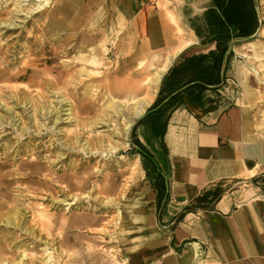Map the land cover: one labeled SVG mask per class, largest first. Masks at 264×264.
I'll list each match as a JSON object with an SVG mask.
<instances>
[{
    "label": "rangeland",
    "instance_id": "rangeland-1",
    "mask_svg": "<svg viewBox=\"0 0 264 264\" xmlns=\"http://www.w3.org/2000/svg\"><path fill=\"white\" fill-rule=\"evenodd\" d=\"M45 2L38 8L42 0H0V163H8L0 168V174L12 178L31 172L28 180L11 184L17 206L1 198L0 264H170L167 252L160 255L154 247L147 246L156 233L170 235L171 227L161 225L168 197L162 200L161 218L158 209L149 210L156 230L151 234L140 232L132 218L120 224L119 207L104 202L109 197L118 199L123 185L130 187L140 178L156 196L155 188L162 180L152 161L133 142L135 136L141 139L142 123H137L146 120L158 89L144 114L135 119L128 136L123 135V127L131 117L125 106L148 95L147 82L153 68L161 65L158 57L142 54L146 45L137 49L141 43L132 38L128 19L125 18V30L118 24L121 12H96L100 9L97 0ZM253 2L257 28L251 36L231 41L232 72L237 78L235 90L241 93L242 88L243 105L264 138V55L257 57L252 46L257 43L264 53V0ZM161 7L170 10L169 4ZM174 17L180 41L198 42L199 37L188 33L175 13ZM6 20L14 23L7 26L2 23ZM55 21H61L63 26L60 33L65 38L64 49H55L58 45L53 38L55 31L51 30ZM190 24L194 30L196 26L201 30L206 27L202 15L190 18ZM55 51L62 52L57 61L40 60L45 55L53 57ZM91 52L96 57L94 63L79 60ZM43 75L59 85L32 84ZM22 161L34 164L28 166ZM138 161L140 176L136 177ZM86 179L84 187L58 192ZM115 183L117 190L109 192V186ZM247 183L249 186L237 183L235 187L256 188V192L264 193V173ZM159 197L160 192L152 203L159 202ZM47 217L51 219L50 226L44 228L41 220ZM138 245L145 247L139 249ZM176 251L183 253L182 247H176ZM201 253L188 264H213L204 259L203 248Z\"/></svg>",
    "mask_w": 264,
    "mask_h": 264
},
{
    "label": "crops",
    "instance_id": "crops-1",
    "mask_svg": "<svg viewBox=\"0 0 264 264\" xmlns=\"http://www.w3.org/2000/svg\"><path fill=\"white\" fill-rule=\"evenodd\" d=\"M97 1L100 9L96 12H121L119 26L125 30L128 19L132 38L141 43L137 49L146 45L142 54L158 57L161 64L153 68L147 82L151 103L158 91L140 125V140L153 154L156 170L164 178L168 199L161 225L171 227V231L170 235L157 236L149 210L158 209V201L152 200L158 198L159 187L155 188L156 196L152 195L140 178L137 183L148 196L144 203L148 215L142 226L149 224L143 229L137 226L144 234H151L153 229L156 233L147 246L160 255L167 252L170 264H188L202 254V248L204 259L213 264H264V193L256 192V188L235 187L237 183L247 185L264 173V138L243 105L242 88L241 93L235 90L233 59L228 65L227 55L220 62L219 56L210 54L216 49V41H208L211 45L206 49H192L204 41L192 28L190 18L203 16L213 6L212 0ZM163 4H169L170 10L161 7ZM174 13L188 33L199 37L198 42L180 41ZM193 55L199 56L186 61ZM168 56L170 63L160 82L151 87L155 71ZM217 188L222 189V195L213 208L186 212L178 220L198 196ZM176 247H182L183 253L179 254Z\"/></svg>",
    "mask_w": 264,
    "mask_h": 264
},
{
    "label": "bare ground",
    "instance_id": "bare-ground-1",
    "mask_svg": "<svg viewBox=\"0 0 264 264\" xmlns=\"http://www.w3.org/2000/svg\"><path fill=\"white\" fill-rule=\"evenodd\" d=\"M46 5V2H45V0H42V3H41V5H39L38 6V8H42V7H44ZM18 7H21L20 6V3H19V5H18ZM20 13V12H19ZM78 14V13H77ZM11 15V14H10ZM1 16V15H0ZM76 17H78V16H76ZM13 19V18H12ZM75 19V18H74ZM118 21H122V20H118ZM56 22H58V24H57V31H56V27H54L55 26V23ZM71 22V21H70ZM3 24L5 23V25H7V26H10V25H12L13 23H14V21L13 20H10V21H3L2 22ZM55 23H54V25H53V27L51 28V30L53 29V31H55V33H54V37L53 38H55V42L57 43V45L58 46H56L55 47V49L57 50V49H59V48H61V49H64V40H65V38H63V35H61V31H60V28L61 27H63L62 25H61V21H55ZM70 24V23H69ZM123 30V29H122ZM92 31V30H91ZM105 31V30H104ZM101 34V33H100ZM95 35V34H94ZM99 35V34H98ZM37 38V37H36ZM111 38V37H110ZM122 40V39H121ZM89 41V40H88ZM95 42V41H94ZM123 43V42H122ZM253 45V48H254V51H255V55L257 56V57H261V56H263L264 55V53H262L261 52V50H262V48H261V46L260 45H258L257 43H252ZM82 46H84V45H82ZM89 47V46H88ZM87 47V48H88ZM97 50V49H96ZM95 50V51H96ZM93 51V50H92ZM98 51V50H97ZM106 52V51H105ZM62 52H57V51H55L53 54H54V56L53 57H51V58H48V56L47 55H45L43 58H40V60H47V61H49V60H52V61H57L58 60V56L61 54ZM93 54H94V52H93ZM101 54V53H100ZM105 54V53H104ZM98 55V54H97ZM51 56V55H50ZM101 56V55H100ZM61 57V56H60ZM82 57V56H81ZM169 58H165L166 59V61L164 62V64H163V66H161L159 69H157L156 71H155V74H154V77L152 78V80H151V87L152 86H154V85H156V84H158L159 82H160V79H161V77H162V75H163V73L166 71V69H167V67H168V65H169V63H170V59H171V56H168ZM95 56L94 55H92V52H91V54L90 55H88L87 57H85V58H79V60H82V61H84V62H88V63H94L95 62ZM173 59V58H172ZM174 60V59H173ZM74 63H76V62H74ZM97 63V62H96ZM89 65V64H88ZM88 65H87V67H88ZM65 66V65H64ZM64 68V67H63ZM55 70L56 71H58L59 70V66L58 65H56L55 66ZM81 72H83V71H81ZM33 73H35V72H33ZM3 76V73L2 72H0V78ZM7 76V75H6ZM88 76V75H87ZM90 77V76H89ZM17 78H25V76H19V77H17ZM3 79V78H2ZM55 79V78H54ZM7 80V79H6ZM56 80V79H55ZM57 81V80H56ZM33 83L32 84H38V85H43V83H54L55 81H51V79H48V78H45V76L43 75V76H41V79H38V80H33L32 81ZM56 83V82H55ZM56 84H58V83H56ZM59 85V84H58ZM61 85V84H60ZM30 88V87H29ZM57 89V88H56ZM58 90H59V88H58ZM57 91V90H56ZM147 94V93H146ZM148 94H149V92H148ZM6 95V94H5ZM28 96V95H27ZM44 96V95H43ZM148 96V95H147ZM147 96H142V97H138V98H133L134 100H132V105H129V106H131V107H126L125 106V109H127L128 111H129V115H131V117H130V119H129V121H127V123L124 125V127H123V135H124V137H127L128 136V133H129V131H130V129L132 128V126H133V124L135 123V119H137V118H139V117H141L143 114H144V112H145V110L147 109V107L150 105V103H151V100H150V97H147ZM29 97V96H28ZM10 98V97H9ZM42 98V97H41ZM12 100V99H11ZM18 100V99H17ZM24 102V101H23ZM7 103V102H6ZM30 103V102H29ZM40 104H42V103H40ZM27 105V104H26ZM25 105V106H26ZM43 105V104H42ZM9 106V105H8ZM2 107V106H1ZM44 108L43 107H41V110L43 111V112H45V110H43ZM68 111V110H67ZM47 114V113H46ZM73 115V114H72ZM69 116H71V115H69ZM36 117V116H35ZM45 117V116H44ZM74 118V117H73ZM23 119V118H22ZM57 119V118H56ZM38 120H40V119H38ZM0 121H1V119H0ZM9 121V120H8ZM57 121V120H56ZM1 123V122H0ZM9 123V122H8ZM8 125V124H7ZM25 128V127H24ZM26 128H27V126H26ZM28 129V128H27ZM2 130V129H1ZM39 131V130H38ZM42 132V131H41ZM18 133V132H17ZM8 143V142H7ZM113 148V147H112ZM83 149L84 150H86V148L85 147H83ZM4 155V154H3ZM33 158V157H32ZM31 159V158H30ZM2 160H4V159H2ZM21 163H23L24 165H28V166H32L33 164H34V162H31V161H22ZM8 163L7 162H5V163H0V168H3L4 166H6ZM137 164H138V168L135 170V175H136V177H138V176H140V169H139V161L137 162ZM17 167V166H16ZM29 169V168H28ZM19 170V169H18ZM76 173V172H75ZM43 174V173H42ZM45 175V174H44ZM48 176V175H47ZM31 177V172H27V173H21V176H14V177H12V178H9V175L7 176L6 174H0V203L4 200V198H6V199H9L10 201H12V202H14L15 203V196L13 197V195H12V190H14V187H13V189H12V187H11V184L12 183H15V182H23V181H26V180H28L29 178ZM43 177V176H42ZM51 177V176H50ZM54 179V178H53ZM52 179V180H53ZM63 179V178H62ZM64 180V179H63ZM87 180L88 179H86V182H80V183H78L77 182V184H76V182L75 183H73V184H71V185H67L64 189L63 188H60L59 189V193H61V194H64L65 192H70L71 190H73V188H77V187H84V186H86L88 183H87ZM140 179H137V180H134V181H132V184H131V186L129 187H127V186H124L123 185V188H122V190H121V193H120V196H119V198L118 199H114L113 197H109V198H106V200L104 201L105 202V204L106 205H110V204H113L114 203V205H117L119 208H118V214H119V216H120V219L118 220L119 221V223L121 224H124V220H125V218H132V220L136 223V225H140V226H142V224L145 222V220H146V217H147V215H148V212H147V209L144 207V203L148 200V196H147V191H146V189L144 188V187H142L140 184H138L137 182L139 181ZM40 181H44L45 182V179H43V178H41V180ZM52 182H54V181H52ZM61 182V181H60ZM65 182V181H64ZM21 184V183H20ZM24 187V186H23ZM39 188V187H38ZM44 188V187H43ZM117 184L115 183V184H113V185H111V186H109V188H108V190H109V192H115V190H117ZM28 190H30V189H28ZM35 190V189H34ZM37 191V190H36ZM43 191V190H42ZM52 191H54V190H52ZM2 192H4V193H2ZM17 192V191H16ZM15 192V193H16ZM21 193V192H20ZM28 193V192H27ZM58 193V194H59ZM34 194V193H33ZM15 195V194H14ZM19 195V194H18ZM32 195V194H31ZM17 196V195H16ZM20 196V195H19ZM28 197V196H27ZM1 198L3 199V200H1ZM20 200V199H19ZM18 200V201H19ZM25 201V200H24ZM28 201V200H27ZM8 202V201H7ZM21 202V201H20ZM23 202V201H22ZM26 202V201H25ZM3 203H5V202H3ZM9 203V202H8ZM17 203H15L14 204V206H17L16 205ZM74 205L75 203L74 202H70L69 203V205ZM10 205V204H9ZM5 208V207H4ZM15 209H16V211H15V214H17V207H15ZM31 209V208H30ZM94 211L95 212H97V209H94ZM20 215H22L21 213H20ZM45 215V214H44ZM47 216V215H46ZM45 216V217H46ZM8 217V216H7ZM48 217H49V215H48ZM47 217V218H48ZM3 221V220H2ZM50 221H51V219L50 218H48V219H42L41 220V224L43 225V227L44 228H46V227H48V226H50ZM63 221H64V219H63ZM76 221V220H75ZM78 221V220H77ZM76 221V222H77ZM98 221V217H97V220H93L92 222L93 223H95V222H97ZM75 222V223H76ZM81 222V221H80ZM119 233V232H118ZM9 234V233H8ZM113 234H115V233H113ZM121 234V233H120ZM119 238V237H118ZM37 239V238H36ZM43 240V239H42ZM35 243V242H34ZM46 248V247H45ZM25 255V254H24ZM25 256H27V255H25ZM24 256V257H25ZM48 260H46V262H47ZM12 263V262H11ZM24 263V262H23Z\"/></svg>",
    "mask_w": 264,
    "mask_h": 264
},
{
    "label": "trees",
    "instance_id": "trees-1",
    "mask_svg": "<svg viewBox=\"0 0 264 264\" xmlns=\"http://www.w3.org/2000/svg\"><path fill=\"white\" fill-rule=\"evenodd\" d=\"M213 6L205 11L203 19L205 22V30H201L196 26L195 31L197 35L202 37L204 41H216V49L210 51V54L215 57H220V62L227 55L228 65L231 62L233 50H230L231 41L234 38H241L251 36L256 28V12L254 8L253 0H212ZM206 32V33H205ZM196 56L193 55L186 59V61L192 60ZM200 56H205L201 54ZM177 68V67H176ZM213 73V72H212ZM212 76V74L210 75ZM208 79V78H207ZM144 120L138 121L137 125L143 123ZM160 131L164 132L160 128ZM156 133H159V130ZM134 144L138 147V151L145 157L149 158L157 169V163L154 160L153 154L147 149L145 144L137 137H134ZM161 177L159 182L160 197L158 202L159 213L162 211V200L168 193L162 178V173L157 170ZM222 195V189L217 188L210 190L202 195L198 196L191 205L187 206L182 212L178 220H180L186 212L194 211L198 208L211 209L215 206V202L220 199Z\"/></svg>",
    "mask_w": 264,
    "mask_h": 264
},
{
    "label": "water",
    "instance_id": "water-1",
    "mask_svg": "<svg viewBox=\"0 0 264 264\" xmlns=\"http://www.w3.org/2000/svg\"><path fill=\"white\" fill-rule=\"evenodd\" d=\"M211 45L210 42H206V43H201V44H195L193 45L192 49L194 50H203L208 48Z\"/></svg>",
    "mask_w": 264,
    "mask_h": 264
}]
</instances>
